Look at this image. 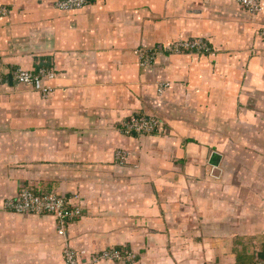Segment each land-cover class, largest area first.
<instances>
[{"label": "crops", "instance_id": "0c3cea01", "mask_svg": "<svg viewBox=\"0 0 264 264\" xmlns=\"http://www.w3.org/2000/svg\"><path fill=\"white\" fill-rule=\"evenodd\" d=\"M55 1L0 0V264H64L54 216L4 208L21 186L79 194L67 238L82 264H264V171L224 168L221 139H201L208 111H263L264 0L255 13L231 0ZM178 40L211 51L171 52ZM40 67L55 73L47 97L13 79ZM138 113L167 133H124ZM108 248L136 258L90 261Z\"/></svg>", "mask_w": 264, "mask_h": 264}, {"label": "built area", "instance_id": "2783aa9c", "mask_svg": "<svg viewBox=\"0 0 264 264\" xmlns=\"http://www.w3.org/2000/svg\"><path fill=\"white\" fill-rule=\"evenodd\" d=\"M250 12H258L262 8L263 0H231ZM88 0H56L54 5L61 10H74L82 8ZM9 10L0 5V19L8 15ZM264 37V29L261 32ZM168 49L171 52H182L183 50H196L198 52H210V46L202 40H178L171 44ZM140 62L146 66L151 64L154 59V51L138 50ZM55 77L54 71L49 67H40L35 70L16 68L13 72V79L18 84L25 85L37 92L43 97L49 96L54 87L46 84L45 80H51ZM169 83H160L158 92L162 93ZM164 123L156 115L138 113L130 115L121 126L126 134H155L159 133ZM116 160L122 162L125 160L124 152L116 154ZM6 210L20 213L43 215L50 214L54 216L57 223L58 234L65 239V245L62 250L64 264H82L78 257V252L71 246L67 238V228L69 224L78 220L84 208L80 202L78 193H56V192H36L28 186H21L15 196L9 197L4 201ZM136 254L126 248H108L90 255V261L93 263L103 260H134Z\"/></svg>", "mask_w": 264, "mask_h": 264}, {"label": "rangeland", "instance_id": "374dc122", "mask_svg": "<svg viewBox=\"0 0 264 264\" xmlns=\"http://www.w3.org/2000/svg\"><path fill=\"white\" fill-rule=\"evenodd\" d=\"M261 101L264 105V98ZM263 105L261 106L264 108ZM262 107L259 109L263 111L253 114L241 109L232 111L229 104H224L222 114L218 111L215 113L214 110L205 114L207 128L201 129V139L203 133H206V140L214 137L217 140L221 139L219 141L222 142L221 148L225 154L224 168L242 169L247 173L251 168L257 167L260 171H264V157L258 155H264V109ZM159 133H167L165 124L160 128Z\"/></svg>", "mask_w": 264, "mask_h": 264}, {"label": "trees", "instance_id": "16d2710c", "mask_svg": "<svg viewBox=\"0 0 264 264\" xmlns=\"http://www.w3.org/2000/svg\"><path fill=\"white\" fill-rule=\"evenodd\" d=\"M205 42V41H204ZM29 187V186H28ZM34 190V189H33ZM35 191V190H34ZM36 192H38V191H36Z\"/></svg>", "mask_w": 264, "mask_h": 264}]
</instances>
